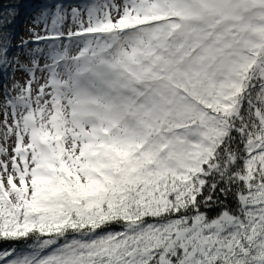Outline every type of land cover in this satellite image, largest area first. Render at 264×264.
<instances>
[{
	"label": "snow or ice",
	"instance_id": "1",
	"mask_svg": "<svg viewBox=\"0 0 264 264\" xmlns=\"http://www.w3.org/2000/svg\"><path fill=\"white\" fill-rule=\"evenodd\" d=\"M0 264H264V0H0Z\"/></svg>",
	"mask_w": 264,
	"mask_h": 264
},
{
	"label": "rangeland",
	"instance_id": "2",
	"mask_svg": "<svg viewBox=\"0 0 264 264\" xmlns=\"http://www.w3.org/2000/svg\"><path fill=\"white\" fill-rule=\"evenodd\" d=\"M36 3L41 2V0H34ZM31 19L32 17L29 16L28 18H26V20L23 22L22 26L19 28V33L21 35H23L24 33H26L29 29V27H31Z\"/></svg>",
	"mask_w": 264,
	"mask_h": 264
},
{
	"label": "trees",
	"instance_id": "3",
	"mask_svg": "<svg viewBox=\"0 0 264 264\" xmlns=\"http://www.w3.org/2000/svg\"><path fill=\"white\" fill-rule=\"evenodd\" d=\"M25 3H36L34 0H24ZM28 11H31V9H28ZM29 16H22L19 21V28L22 26L23 22L28 18Z\"/></svg>",
	"mask_w": 264,
	"mask_h": 264
}]
</instances>
